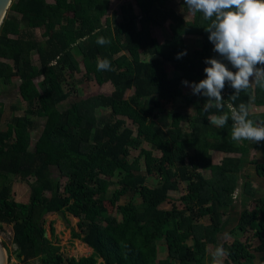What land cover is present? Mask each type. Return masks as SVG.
<instances>
[{
    "label": "trees",
    "instance_id": "obj_1",
    "mask_svg": "<svg viewBox=\"0 0 264 264\" xmlns=\"http://www.w3.org/2000/svg\"><path fill=\"white\" fill-rule=\"evenodd\" d=\"M111 1H12V14L0 27V59L11 63L0 61V82L20 80L19 94L29 107L0 130V234L5 226L12 228L14 255L21 264H212L210 245L214 250L222 245L229 253L222 264H264V189H259L264 141H232L231 120L223 128L210 122L228 112L227 106L205 112L206 98L193 95L190 87L187 93L182 89V81L206 78L205 59H219L204 31L208 22L200 13L185 20L171 7L173 0H135L139 13L123 5L124 18L118 21V15L109 16ZM182 9L188 12L184 1ZM166 22L170 37L160 43L152 30ZM22 24L40 29L44 40L22 37ZM98 36L111 43L98 45ZM188 36H198L200 46L176 59L186 51ZM98 58L108 59L111 70L97 71ZM82 72L86 82L111 83L114 91L80 97L62 109L76 92L66 86ZM233 94L226 84L225 105ZM234 103H245L249 119L264 122V111H257L264 108V90L250 87ZM99 108L111 110L103 125ZM156 110L169 116L168 127L156 123ZM34 117L44 127L31 150ZM133 150L140 153L131 159ZM202 170H209V178ZM117 173L119 187L108 196ZM14 178L29 187L28 204L13 200ZM148 178L157 180L155 187L147 185ZM169 192L179 194L183 209L174 202L170 209L160 208L172 200ZM137 195L141 205L134 203ZM124 197L131 201L121 205ZM59 214L79 220L81 233L73 237L93 250L90 257L67 259L45 237L46 217ZM204 217L209 225L200 222ZM237 231H252L258 244L242 241ZM229 235L234 236L231 243Z\"/></svg>",
    "mask_w": 264,
    "mask_h": 264
},
{
    "label": "clouds",
    "instance_id": "obj_2",
    "mask_svg": "<svg viewBox=\"0 0 264 264\" xmlns=\"http://www.w3.org/2000/svg\"><path fill=\"white\" fill-rule=\"evenodd\" d=\"M184 4L189 13H200L208 22L204 31L219 59H205L204 63L208 65L203 69L206 78L192 83L185 80L182 84L190 87L193 95L206 98L202 107L205 112L211 108L222 112L227 106L228 112L212 116L210 122L223 128L231 120L232 141H264V122L249 119L245 103H234L239 94L250 87L264 90V0H184ZM96 43L104 46L111 41L98 36ZM186 54V51L178 53L176 59ZM229 64L235 71L229 70ZM96 67L97 71H110L111 63L108 59L98 58ZM226 84L234 90L227 105L221 96ZM228 255L227 250L218 245L212 253V264H222Z\"/></svg>",
    "mask_w": 264,
    "mask_h": 264
},
{
    "label": "rangeland",
    "instance_id": "obj_3",
    "mask_svg": "<svg viewBox=\"0 0 264 264\" xmlns=\"http://www.w3.org/2000/svg\"><path fill=\"white\" fill-rule=\"evenodd\" d=\"M184 0H173V3L171 4V7H174L178 13L182 14L184 16L185 20H191L195 15H192L189 12H184L182 9ZM126 7H133L135 9V12L138 13L139 9L136 7V3L134 0H112L111 5H110V11H109V16H112L113 14L118 15L117 20L118 21H123V16L121 14V7L122 6ZM7 13L12 14L10 11ZM169 22H166L162 28H153V34L156 35L158 41L160 43H164L166 40L169 39L170 37V30H169ZM23 27H26L25 24H23ZM185 43H186V52L187 54H191L193 50L197 49L200 46V38L198 36H188L185 37ZM34 58L37 59V56L34 55ZM34 59V60H35ZM143 60L147 61L150 60V57H142ZM36 62V61H35ZM172 76V75H171ZM14 82L10 85L4 84L2 81L0 82V108L3 107L4 113L2 116H0V130H5L7 124L10 122L11 118L14 116H22L26 113L28 109V104L24 102L19 94V80H13ZM37 85L39 84V81L36 82ZM67 90L70 89H75L76 92L72 93L70 98L62 105V109L69 107L70 103L77 101L80 97L86 98L89 95L93 93H109L110 88L109 87H97L95 82H86L84 80V72L80 74H76V79L72 84H69L66 86ZM183 91L185 93L189 92V87L188 86H183L182 87ZM129 93H132L131 91L128 92L127 96L130 95ZM257 111H264V108H258ZM155 113H157V117L155 118L156 123L165 128L168 127L170 124V118L169 116L161 111L156 110ZM98 120L100 125H103L105 122H108L111 119V110L108 108H99L96 112ZM33 120L35 121V127L34 130L32 131V147L31 150L34 149L35 142L37 141L38 137L41 135L44 127V121L39 118V117H34ZM127 125L129 127H133L132 122L129 119H126ZM183 125H185L183 123ZM145 149H150V145L145 144L144 145ZM139 151L133 150L132 151V156L131 159H134L137 157L139 154ZM211 154L215 157H217V153L211 152ZM260 156V154L258 153ZM142 163V170L145 172V167L144 163ZM252 170H250L251 172ZM52 173L54 176V179L57 180L58 176V171L56 168L52 169ZM201 174L205 178H209L210 172L209 170H202ZM121 178V175L119 173L116 174L114 181L116 184L112 186L109 189L108 196H111L116 189H118V181ZM147 185L149 187H155L157 180L155 178H148L147 179ZM261 184V188L259 189H264V181H259ZM240 188L237 189L236 194L239 196L241 192V187H242V181L239 183ZM169 196L172 197V200L162 204L160 208L162 209H170L171 208V202H174V204L177 206L179 209L184 208V204L179 201V194L177 192H169ZM12 198L14 201L22 204H28L30 201V189L29 187L26 186L20 179H12ZM134 203L137 205H141L142 200L141 198L137 195L133 198ZM131 201L130 197H124L120 201V204H127ZM119 220H121V217H118ZM45 229L48 234V239H52L54 243H56L58 246L61 247L62 253L65 258L70 259H82L90 256V253H88L86 247L84 244L77 240L74 239L73 234L79 235L81 232L78 228L79 220L73 218L70 215H65L64 217L62 215H51L46 217L45 219ZM200 222L203 225H209L210 221L208 217H204L200 219ZM231 224H233V221H231ZM230 224V226H231ZM53 225V226H52ZM55 225V226H54ZM54 230V233L58 232L59 237H52V232ZM238 235H241V232L237 231ZM242 238V241H249L252 243V245H257L258 241L257 239L253 238V232L248 231L247 233L243 234L240 236ZM0 239L3 242V244L6 245L7 247V256H8V261L9 264H21L16 256L14 255L16 252V247L13 244V233H12V228L5 226L4 232L0 234ZM227 241L229 243L234 241V236L229 235L227 238ZM188 245H191V241H188ZM208 253H209V259H212V253L214 251V246L210 245L208 247ZM165 256L162 253L161 258L163 259ZM223 263V260H222ZM26 264H40L38 261H32ZM258 264V263H257Z\"/></svg>",
    "mask_w": 264,
    "mask_h": 264
},
{
    "label": "crops",
    "instance_id": "obj_4",
    "mask_svg": "<svg viewBox=\"0 0 264 264\" xmlns=\"http://www.w3.org/2000/svg\"><path fill=\"white\" fill-rule=\"evenodd\" d=\"M135 1V0H134ZM136 3V2H135ZM136 7H137V5H136ZM139 13V12H138ZM21 36L22 37H24V38H35V39H37V40H39V41H42V40H44V39H42V37H41V31H40V29H37V30H31V29H29L27 26L26 27H23V24H22V27H21ZM11 37H13V38H16V36H11ZM36 55V54H35ZM37 56V59H35L34 58V55H33V60H34V62H35V64H37L38 65V63H39V57H38V55H36ZM0 61H4V62H7V63H11V61H9V60H4V59H0ZM20 81V80H19ZM37 81H41V79L40 80H37ZM36 81V82H37ZM14 82V81H13ZM21 82V81H20ZM37 84V83H36ZM104 87H109L110 88V92L109 93H105L106 95H110V94H112V92L114 91V88H113V86H112V84L111 83H107V84H105L104 85ZM57 169V168H56ZM55 226V225H54ZM47 234V233H46ZM47 236H48V234H47ZM59 237V235H58V232L56 233V235H55V237ZM60 238V237H59ZM47 239H48V237H47ZM84 246L86 247V249H87V251H88V253H90V255L92 254V252H93V250L92 249H90L88 246H86L85 244H84ZM78 260V259H77Z\"/></svg>",
    "mask_w": 264,
    "mask_h": 264
},
{
    "label": "water",
    "instance_id": "obj_5",
    "mask_svg": "<svg viewBox=\"0 0 264 264\" xmlns=\"http://www.w3.org/2000/svg\"><path fill=\"white\" fill-rule=\"evenodd\" d=\"M12 1L13 0H0V27H1V25L5 19V16L9 10L11 4H12ZM73 218H75V217H73ZM45 237L46 238L48 237L47 234L45 235ZM92 254H93V252H92ZM90 256H88V257H90ZM88 257H86V258H88ZM0 264H9L8 256H7V250H6L3 242L1 241V239H0Z\"/></svg>",
    "mask_w": 264,
    "mask_h": 264
}]
</instances>
